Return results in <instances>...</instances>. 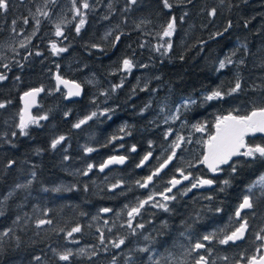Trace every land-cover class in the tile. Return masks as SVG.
Segmentation results:
<instances>
[{"label": "trees", "instance_id": "obj_1", "mask_svg": "<svg viewBox=\"0 0 264 264\" xmlns=\"http://www.w3.org/2000/svg\"><path fill=\"white\" fill-rule=\"evenodd\" d=\"M115 1L114 30L110 20L102 22L99 14H91L79 33L74 23L67 26L64 36L67 51L50 63L46 62V58L50 57L45 46L33 48L35 54L31 53L24 64H19L16 59L7 63L5 68L0 62V74L6 76V79L0 80V104L5 105L0 108V264H98L94 252L89 255L77 251L76 247L90 248L101 237L100 232H106L101 209H112L110 216L121 212L124 219L128 209L138 205L141 193L135 185L139 179L135 169L126 164L122 168L100 173L97 167L117 152L119 143H123L117 139L121 120L143 119L135 108L148 102L151 94L147 91L155 85L154 81L150 80L147 91H141L138 84L133 83L132 90L130 87L127 92L129 99L122 103L127 109L112 120L105 117L86 120L96 106L88 95V86L81 83L85 88L82 98L69 102L62 100L63 107L70 108V112L62 114L57 109L48 113L47 119L42 120L39 126L26 129L27 135H21L18 127L21 94L31 88L44 87V99L50 81L54 82L50 77L51 70H55L57 65L55 73L77 81L80 76L68 70L71 68L64 67L65 63L75 65L79 62L87 65L90 73L114 79L116 75H111V71L119 68L124 58L153 57L146 50L142 54L139 52L141 32L134 25H127L128 21L137 19L147 25L152 24L155 34L163 31L175 17V31L171 37L165 38L172 47L166 52V59L160 61L154 56L158 66L156 72L149 74H161L160 80L164 82L160 88L165 87L166 90L159 89L157 97L168 94L173 104L182 97L195 99L185 119L205 122L211 133L219 116L229 113L246 115L253 108L264 107V0H169L172 4L170 9L164 7L163 0H136L135 4L130 0ZM14 2H11L10 8L8 6L9 10L15 17L24 15L14 11ZM213 9L216 12L214 16L210 15ZM118 25L121 27L118 28ZM5 33L1 32L2 36ZM229 58L234 59L233 62L220 70L219 62ZM136 75L137 70L127 83H132ZM237 80L241 89L227 95ZM214 90L224 93L223 99L205 100ZM41 103L36 113L43 109ZM129 105L137 107L131 110ZM173 107L168 106V111ZM146 112L149 113V110ZM152 115L148 114L146 123L136 122L132 126V132L138 133L146 124V142L130 140L128 144L139 146L143 153L150 144V150L168 155L170 149L165 146L168 138H163V127L154 122L156 126L149 125L153 121ZM81 120H86V123L79 128L74 127ZM60 136H64L65 140L52 149V140ZM246 143L264 146V137L249 136ZM89 147L94 151L86 152ZM202 147L195 151L193 146L185 145L181 149L178 162L184 169L201 159ZM12 161L14 163L9 167ZM89 164L94 166L91 171H88ZM233 165L236 171L227 168L230 179L225 188L217 186L211 192H194L192 196L182 197L173 211L147 208L144 213L151 217L152 222L147 221L143 228L149 232L146 246L157 247L162 254L167 253L181 246L180 231H193L186 237L192 246L208 232L218 231V227L227 222L233 223V210L248 194L252 196L253 208L245 217L249 220L252 235L260 233L264 227V188L261 192L255 190L251 193L247 189L257 176L264 173V158L257 156L253 160L240 156L233 161ZM201 171L207 173L203 167ZM114 184L120 186L113 189ZM17 185L26 187L17 188ZM185 215L192 216V219ZM139 217L140 214L137 221ZM39 220H51L52 223L37 227ZM137 224L133 223V228H138ZM77 225L81 231L73 234V242L69 241L67 232ZM6 232L8 234L4 235ZM118 235L127 238L129 250L126 251L133 252L137 257L130 264H140L138 255L141 251L136 245L146 241L141 243V238L130 239L133 235L130 236L127 231ZM106 239L109 237L106 236ZM253 244L250 237L248 249ZM69 250L72 256L68 261H61L58 253ZM110 250L102 251L103 255L118 257L114 256L117 250Z\"/></svg>", "mask_w": 264, "mask_h": 264}, {"label": "rangeland", "instance_id": "obj_2", "mask_svg": "<svg viewBox=\"0 0 264 264\" xmlns=\"http://www.w3.org/2000/svg\"><path fill=\"white\" fill-rule=\"evenodd\" d=\"M11 2H14V11L18 10L24 15L15 17L12 10H9ZM87 2L89 3L90 7L88 9H83V0H75V4L73 3V0H8L9 8H7V10H0V18L4 17V19L7 20V24L2 27L0 26V32H6L0 38V62L2 63L3 67L7 63H11V61H15V59L19 60V64H24V62H22L21 60L23 58L27 59L31 53L35 54L32 49L36 48V46H45L44 49L47 50V54L50 57L46 58V62L48 63L62 54L60 53L59 55H53L51 44L56 43L58 47H64L67 49V47L64 45L66 28L73 23L76 27L79 23V20L81 19V17L77 16L75 13L76 8H80V11L84 15L86 22L89 15L99 14L100 21L104 22L110 20L114 30V28L116 27V23L114 22L116 1L87 0ZM44 13H47V15H44ZM25 19L27 20V23H25ZM116 19L118 20V18ZM37 21H39L38 24ZM130 24L134 25V27L139 32H141L142 37L141 39H139V52L143 53V50H146L147 52H149L148 54H153V56H155V58L159 59L160 61L164 60L163 58L166 57L165 49L167 48V43L169 41L167 42V40L165 39L167 37H163V39L161 38L163 31H159L153 34L154 30L152 24L147 25L142 21H137V19H135L133 22L128 21L127 25ZM57 25H60L63 31V35L59 37L55 35ZM119 27L121 26L118 25V28ZM110 35L113 34L110 33ZM152 37H158V39L153 40ZM161 45H164V47H160ZM157 48H159L160 50L157 51ZM147 56L149 59L146 58V56L142 55L128 58L131 59L135 65V67L130 72L124 71L123 62L119 68H113L111 71V75H116L114 79L112 77H107V79H104L97 73L92 74L90 73V70L87 69V65L81 64L79 62H77L75 65L73 63H65L64 67L71 68L68 70H72V72L80 76V80L78 81L88 86V95L95 106L98 108L94 109L95 111L93 112L96 113V116L92 117V119L95 117H105V119H109L113 114L117 116L119 110L122 109H118V111H115V113H113L112 109H114L116 106H122V103L125 102V99H129V96H127V92H129L130 87L132 90L133 83L138 84V88H140L141 91H147L149 83L151 82L150 80H157L158 84L154 83L155 85L147 91V94H151V97L148 98V102L144 106H147V108H145L148 110L149 106H151V109L156 112L155 115H152L151 119L153 120L152 122H154L156 125L163 127L161 128L163 138H168L167 142L165 143L166 148L168 150L170 149V152L173 151V142L176 141L178 137H183L184 141L181 142L180 148L183 149L185 145H188L190 143L194 147L195 151L200 149L201 146H204V141L209 136L208 125L205 122H190L189 120L183 118V115L195 104V99L190 97H182L176 102V104H173L172 97L170 98L168 94L163 95V97L161 98L157 97V91L159 89L165 91L166 88H160L164 85V82L162 83V81H160L161 74L158 73V75L155 74L154 76H151L149 74L152 72H156L155 68L158 65L156 64L154 57H149V55ZM230 59L232 63V60L234 59ZM221 61L225 62V67L228 64H231L228 63V59H222ZM57 66L55 70H51V79L54 76L55 71L57 70ZM135 70H137L135 80L132 83H127V79L134 73ZM148 70H150V72H148ZM52 80L54 81V78ZM49 85L50 88L47 89L46 97L44 99L42 98L43 100L41 101V106H43V109L39 111V113H36V110L34 112V117L37 118L38 123L30 124L29 126H39L42 120H44L39 119L40 117H48V113L55 112V110L57 109L61 111L60 113L62 114H66L71 111L70 108H64V105L62 104V100H65V91L59 88L56 85L55 81L53 83H51L50 81ZM124 86H126V88L123 89ZM155 97L157 98L155 99L156 102L154 103L153 99ZM138 99L140 100L141 97L139 96ZM184 101H194V103L189 102L185 104ZM168 106L174 107L172 109H169L168 111ZM101 113L104 114L101 115ZM91 114L89 113L88 117L91 116ZM156 115H158V117H156ZM125 123L126 122H123L122 125H125ZM194 125H200L204 127L205 130L203 132L196 131L193 127ZM260 177L258 178L257 182L260 180ZM255 182L249 186V188L252 189L251 192H254L255 190H259V192H261V188H257L256 186H254ZM257 185L260 184L257 183ZM115 215L116 216L113 218L114 223L111 226L105 228L106 230L113 232V234L109 235V240L113 239L112 236L114 237V233L124 232L125 230H127L125 226L130 219L128 215H124L126 216V218L123 219V214L121 212ZM106 235L107 234L102 235L103 242L108 241L106 239ZM72 237H68V240L73 242ZM119 240L120 239H118L117 241ZM78 242L79 241H77V243ZM93 246L90 248L89 246H77L76 248L79 252H84L91 255L90 253L94 252ZM137 246L138 244L136 245V248L140 251L141 249L145 248L144 245H142L140 249L139 246ZM147 249L148 251H145L144 253L143 251H141V253H139L138 255V261H140V264H154L156 258H158V254L151 251L153 250V248ZM96 254L97 253H95V255ZM114 256H120V259L122 260H120L119 263L115 261L111 264H130V262L137 258L133 252H125L122 250L114 252Z\"/></svg>", "mask_w": 264, "mask_h": 264}, {"label": "snow or ice", "instance_id": "obj_3", "mask_svg": "<svg viewBox=\"0 0 264 264\" xmlns=\"http://www.w3.org/2000/svg\"><path fill=\"white\" fill-rule=\"evenodd\" d=\"M132 4L136 3V0H130ZM73 3L75 4V0H73ZM163 5L165 8H171L172 4L169 3V0H163ZM90 7L89 3L87 0H83L82 3V8L83 9H88ZM8 8V0H0V10H7ZM75 13L77 16H80L81 19L79 20V23L76 26V32L79 33L81 28L84 26L86 23V20L84 18V15L81 13L80 8L75 9ZM215 9H213L210 13V15H215ZM44 15H47V13H44ZM182 19V18H181ZM15 23V22H14ZM25 23H27V20L25 19ZM39 21H37V24ZM175 26H176V20L175 17H173L168 23L167 26L164 28L163 33L161 38L163 37H171L175 31ZM230 26V25H229ZM227 29H225L226 31ZM56 36H62L63 31L60 27V25L56 26ZM119 37H117V40ZM23 46V45H22ZM143 46V45H142ZM160 47H164V45H161ZM172 47L171 42L167 43V48L165 49V53L170 50ZM51 50L53 55H59L60 53H63L67 51L66 48L64 47H58L56 43L51 44ZM160 49L157 48V51ZM40 53H37L39 55ZM228 63H231V59H228ZM243 63V61H241ZM5 68H7V65H4ZM135 67L133 61L131 59H124L123 60V69L126 72H130L133 68ZM225 67V62L221 61L219 68L223 69ZM6 79V76L3 74H0V80ZM56 80L59 83L63 84H68V81L63 80L59 75L56 76ZM241 89V83L239 80H237L234 88L231 89L227 95H232L235 92H238ZM42 91V89H34L31 92H26L24 94L25 97H31L32 100L34 101L35 96ZM69 96H78L80 95V86L79 85H74V90L70 89ZM224 93H222L219 90H214L211 92L210 95H207L205 97V100L207 101H212L216 99H223ZM194 101H184L185 104ZM5 107L4 104H0V108ZM30 107V104L26 102L25 104V110L20 116V122L18 124V127L20 129V134L21 135H27L26 129H28L30 124L38 123L37 118L30 116L28 113V108ZM104 113H101L103 115ZM96 116V113L93 112L91 116L87 117L86 120L92 119V117ZM39 119H47V116L40 117ZM86 120H81L79 123L75 124L74 127L79 128L82 124L86 123ZM196 131L203 132L205 129L204 127L200 125H194L193 126ZM215 127V132L214 134H211L207 141H205V146H206V151L203 155V159L200 161V163H203L204 165L207 166V168L212 172L216 173L218 171H221V165L229 164L230 161H232L233 157L237 156H244L251 158L255 160L258 157L264 158V146L261 145H254L250 146L249 144L246 143L245 137L254 134L256 132H262L264 133V107H258V108H253L248 114L246 115H233L232 113H229L226 116H220L217 117L216 123L214 125ZM124 129L122 128L121 131ZM13 136L16 135V133H12ZM183 137H178L176 141L173 142V151L172 153L167 157V159L164 160L163 163L159 165L155 169L154 172H152L151 175H148L143 183L137 181L139 186L141 188H147L150 183H152L153 178L155 176H158L161 171H163L168 165L171 163L173 158L176 156L175 149L179 148L181 146V142L183 141ZM65 140L64 136H60L51 142V148L56 149L58 145H60L63 141ZM122 147V145H121ZM86 152L90 153L94 151L93 148H86ZM131 151H136V147L133 145L131 148ZM152 156L151 152H148L140 161V163L137 165V167H141L145 164L146 161L150 159ZM67 159V157H65ZM127 157L126 156H112L110 157L107 161H105L103 164L100 165V171H103L105 168H107L109 165L112 164H124L126 161ZM14 163V161L9 162V167ZM94 166L92 164L88 165V171H91ZM177 171L180 172V175L182 176L183 180H189L191 177V173L185 174L183 170L177 169ZM232 171L235 172L236 168L233 166ZM87 175V172L84 173ZM33 176H35V173H33ZM30 183V182H29ZM171 187H168L166 189V192L170 193L172 192V189L175 188L177 185L182 183V180L176 179L173 177L169 182H168ZM229 181L225 180L224 184L227 185ZM264 188V176L260 177V180L257 182ZM214 184V181L212 179H203V178H196L195 182L191 184V187L187 189V191H191L193 188L197 187H204V186H211ZM119 184H114L112 185V188L115 189L119 187ZM255 186V185H254ZM253 186V187H254ZM17 188L21 187H26V185H17ZM46 190V189H45ZM251 188H249V192H251ZM55 191H59V189H55ZM184 194H187L186 192ZM163 197L164 201H170L174 200L176 197L175 196H169L166 195L165 193H160ZM211 199V197H209ZM154 200V195H149L147 199L145 200H140L138 205L135 207H131V209L127 212L128 217L130 218L127 226L128 228L133 230V233L135 232V228H133L132 224V218L135 216H138L141 212V209L145 207V205H148L150 202ZM127 207V205L125 206ZM152 207H159L163 211L167 212L169 211L168 205L166 203H152ZM253 208V202L252 198L249 195H245L243 198L242 203L239 205V207L236 210V217L240 218L241 217V212L244 209H251ZM112 209L110 208H102L101 212L108 213L111 212ZM2 214V213H0ZM51 220H39L37 222V227H40L44 224H51ZM136 227L138 228H143V224H137ZM248 228V221L244 219L240 224L239 227H237L234 231H232L230 234L225 235L223 238L219 239V243L222 245H226L229 242H236L238 240H242L245 236V232L247 231ZM63 231V230H61ZM81 231V227L79 225L72 227L70 231L67 232V237H72L74 233H79ZM264 231V229H262ZM8 233H4V235H7ZM183 235V233L181 234ZM215 234H210V235H205L203 236L202 240L203 241H211L214 238ZM145 239H148V237H145ZM256 239L264 241V235L257 234ZM101 242L103 243V236H101ZM125 241L124 239H120L118 242H113V246L116 248H119L122 244H124ZM206 245L201 242L197 241L195 242L190 251L188 252L189 255H191L193 252H198L200 249H204ZM264 247V245H262ZM55 251V250H54ZM83 251V250H81ZM141 251H148L147 248L141 249ZM59 259L61 261H68L69 258L72 256V252L69 250L64 253H58ZM37 260H39V257H36ZM194 264H208L207 259L205 258L204 255H199L198 258L194 260ZM248 264H264V256H260L259 259L256 257H252Z\"/></svg>", "mask_w": 264, "mask_h": 264}, {"label": "flooded vegetation", "instance_id": "obj_4", "mask_svg": "<svg viewBox=\"0 0 264 264\" xmlns=\"http://www.w3.org/2000/svg\"><path fill=\"white\" fill-rule=\"evenodd\" d=\"M5 24H7V20H5L4 17H1L0 18V26L2 27ZM1 37H2V34L0 32V38ZM134 55H136V54H134ZM26 61H27L26 58H24L22 60V62H26ZM157 82H158L157 80L154 81V83H157ZM42 95L40 97V102H41V99H42ZM156 98L157 97H155L153 99L154 103L156 102V100H155ZM39 106H40V104H39ZM126 107L127 106H124V107L123 106H116L114 109H112V111H113V113H115V111H118V109H122V110H119V113H118V114H122L123 113L122 111L127 109ZM128 107L130 109L132 108L131 110H134L133 108H135L137 106H128ZM145 107L147 108V106H140L139 108H135V110H137L139 112V113L137 112V114L139 116H143V119L127 120V121H125L126 122L125 125L124 124L122 125V123L124 121L121 120V122L119 124L120 125V130L117 129V132L119 133L117 139L119 141H122L123 143H119L120 145L117 148L118 149L117 152L115 154H113V155H122V156H126L127 157V162L124 165L128 164L131 168H133V169H135V171H137V174L139 175V179L137 181H139L141 183H143L144 179L148 175H151L152 172H154L155 169L157 167H159V165L161 163H163L164 160L167 159V157L172 153V151L171 152L169 151L170 154L168 152V155H162L161 152L158 151V150L157 151L150 150V144L149 145L147 144V147H146L147 151L145 153H143L142 152L143 149H141L137 145H134L136 147V151H134V152L131 151V148H132L133 145H129L128 144V142L130 140H134V141L136 140L139 143L140 142L144 143V142H146V137H147L146 136V131H145V130H147L146 124H145V127H142L141 129H139L138 133H133L132 132L133 131L132 126L136 122L137 123H144V122L146 123L145 118L148 116V114H154L155 115V113H156L155 111H153L151 109V106H149V113H147L146 111L148 109H146ZM154 107H156V106H154ZM185 114L183 115V118H185ZM225 115H227V114H224L223 116H225ZM234 115H237V114H234ZM114 117H115V114L111 115L109 119L112 120V119H114ZM215 123H214V125H215ZM149 125L151 127L156 126L153 122H151V124H149ZM214 125H213V131L211 133H210L211 130H209V136L211 134H213L214 131H215ZM122 128L124 129L123 131H121ZM143 131H144V133H143ZM208 137L205 139V141H207ZM205 141H204V143H205ZM121 145H122V147H121ZM187 146L191 148L192 144L189 143ZM204 148H205V144H204V146L202 147V150H201V153H202L201 159L196 160V162L193 163L192 166L187 167V169H184L182 164L178 162V156L182 152L181 151L182 148L179 147L177 150H175L176 156L173 158V160L168 165V167H166L163 171H161L158 176H155L153 178L152 183H150L147 188H141L139 186V184L137 183V181L135 182V185L138 186V188L140 189V193H141L139 201L147 199L149 195H154V200L152 202H150L148 205H145V207L143 209H141L139 221H137V216H136V219L132 218V224L133 223L143 224L144 225L143 228H145V225H146L147 221L152 222L151 217L144 213L147 208L163 211L159 207H152V203H156V202L166 203L168 205L169 211H173V209L175 210V208L178 207V200L180 198H182V197L192 196V194L194 192H208V191L211 192V190H213L217 186H223V188H225L227 186V185L224 184L225 180L228 181L230 179V176L227 175V173H226L227 172V168L230 167V170H232V167L234 166L233 165V161L235 159H237V158L232 159V161H230L229 164L222 165L221 166V171H218L215 174H211L210 171H208L205 168L203 163H200V161L203 159V155H204V151H205ZM148 152L152 153V156L150 157V159L148 161H146L143 166L137 167V165L140 163L141 159ZM113 155H111V156H113ZM124 165L121 166V167L116 166V167H113V168H122V167H124ZM202 167L207 172L206 174L203 173V171H201ZM113 168H110L107 171H109V170H111ZM177 169L183 170V172L186 175L191 173L190 179L189 180H183L182 176L180 175V172L177 171ZM260 176H264V173H262L259 176H257L256 179L253 181V183L255 181L257 182V180H258V178ZM173 177H175L176 179L182 180V183L177 185L175 188H173L172 192L168 193V192H166V189L168 187H171V185L168 182ZM196 178L212 179L216 183V185L213 188H211V189H198V187H197V188H193L191 191H187V189L191 187V184L193 182H195ZM256 182H255V186L257 188L263 189L262 186L257 185ZM247 191H248V193H251V192H249L248 189H247ZM185 192L187 194H184ZM160 193H165L166 195H169V196H175L176 198L174 200L164 201L163 197L161 195H159ZM250 197L252 198V196H250ZM242 201H243V199H242ZM242 201L238 202L236 208L233 210L234 214L232 212V217L234 219L233 223H228L227 222L226 225L219 226L218 227V231H210V232H208L206 235L215 234L214 238L211 241H203L202 239L199 240V241L203 242L206 245V247L204 249L198 250V252H193L191 255H189L188 252L190 251V249L192 247L191 246L192 243L189 242L190 240L187 239L186 237H189V235L193 234V231H180V234H178V237L182 238L181 246L176 248V249H173V250L171 249V251H169L167 253H163V254H162V250L161 249L159 250V248H157V247L153 248L152 246H146L147 239H145V237L149 234V232L145 231L143 228H142V230H141V228H135V232L133 233V230L128 228V226L126 225L125 227L127 228V230H125L124 232L127 231L130 234V236L133 235V237H131V239H133V240L135 238H141L142 239L141 243L146 241V243L142 244V245L145 246V248L146 247L147 248H153V250H151V251H153V253H157L158 254V258H156V261L154 262V264H194V260L196 258H198L199 255H204L205 258L208 261V264H248L249 260L252 257H256L257 258L263 252L264 247H262V245H264V241L256 239V236H257V234L264 235V231H261L260 233H257V234L254 233L252 235V231H251V227H250V224H249V220H248L247 217H245V214L248 211L250 212L252 209H246V210H244L241 213V217L240 218L236 217V215H235L236 210L239 207V205L242 203ZM220 210H222V209H220ZM169 211H167V212H169ZM163 212H165V211H163ZM110 214H111V212H109L107 214H103V216H105L102 219L103 220V228L111 226L114 223V219L113 218L116 215L110 216ZM185 216L187 218L189 217V218L192 219V216H189V215H185ZM229 216L227 218H229ZM220 218H226V216H220ZM244 219H246L248 221V228H247L245 237L242 240L236 241L234 243L233 242H229L226 245H222V244H220L218 242L219 239L223 238L225 235L230 234L237 227H239V224ZM221 222H225V221L221 220ZM229 226H232V228H230ZM224 228L226 230H230V231H225ZM263 229H264V227H263ZM261 230H262V228H261ZM119 233L121 234L123 232L114 233V237L112 236L113 239L112 238H111L112 240L107 239L108 240L107 242L101 243V237H100V238H98V240L95 243H93V245H94L93 246V251H94V253H97L96 255H94V257H95L96 261L98 262V264H111V263H113L115 261L117 263H119V261L122 260V259H120V256L110 258L109 255L108 256L103 255L102 251H109L110 247L112 248V250H110L112 252L114 250H117V251L122 250V251H125V252H129V251H126V249L129 250L127 248V246H126L127 245V243H126V239L127 238H125V237H123L121 235H118ZM182 233H183V235H181ZM100 234H101V236L107 234L106 235L107 238L108 237L110 238L109 235L113 234V232L109 231V230H106V232H100ZM116 235H118V236H116ZM119 237H121V238H119ZM250 237L253 238L254 244H253V246L250 249H248V241H249ZM118 239H124L125 243L122 244L119 248L116 249V247L113 246V242H118L117 241ZM260 241H261V243H260ZM251 242H252V240H251ZM142 245L139 246V249H140V247ZM156 250H157V252H156ZM158 250L161 251V252H159ZM144 252L145 251H143V253ZM226 252H230V253H228L229 255L224 256V257H219L220 254L226 253ZM246 252H248V253H246Z\"/></svg>", "mask_w": 264, "mask_h": 264}, {"label": "water", "instance_id": "obj_5", "mask_svg": "<svg viewBox=\"0 0 264 264\" xmlns=\"http://www.w3.org/2000/svg\"><path fill=\"white\" fill-rule=\"evenodd\" d=\"M57 75H59L63 80L68 81L69 83H68V84H63V83H59V84H58V82H57V80H56V76H57ZM53 78H54V81H55L56 85H57L59 88H61V89H63V90L65 91V100H66V101H74V100H78V99H80V98L83 97V95H84V93H85V88H84V86H83L80 82H78L77 80H74V79H71V78H68V77H64V76L60 75L58 72H56V73L54 74ZM74 85H79V86H80V95H78V96H69V95H68L69 90H70V89L74 90ZM34 89H42V91H40V92L35 96L34 101L32 100L31 97H25V96H24V94H25L26 92H31V91L34 90ZM44 92H45V89H44L43 87H35V88H31V89H29V90L23 92V93L21 94V96H20V103H21L20 116H21V114L24 112V110H25V104H26V102H27V103L30 104V107L28 108V113L30 114V116L34 117V112H35V110L39 107V104H40V97H41V95H42ZM227 115H228V114H227ZM233 115H234V114H233ZM225 116H226V115H225ZM214 132H215V131H214ZM213 134H214V133H213ZM249 136H262V137H264V133H262V132H256V133H254V134H250V135H248V136L245 137V141H246V138L249 137ZM204 149H205V151H206V146H205ZM205 151H204V153H205ZM113 156H122V155H113ZM110 157H112V156H110ZM110 157L106 158V159L104 160V162L107 161ZM238 157H240V156L233 157L232 159H235V158H238ZM104 162H103V163H104ZM126 162H127V159H126L125 163H126ZM103 163H102V164H103ZM125 163H124V164H125ZM124 164H112V165H109L107 168H105L103 171H100V165H101V164H100V165L97 167V169H98V171H99L100 173H105V172H106L108 169H110V168H113V167H116V166L121 167V166H123ZM203 165H204V164H203ZM204 166H205V168H206L208 171H210V170L207 168L206 165H204ZM221 166H222V165H221ZM210 173H211V174H215V173H212L211 171H210ZM215 185H216V183L214 182V184L211 185V186L198 187V189H211V188H213ZM244 210H246V209H244ZM244 210H242V212H243ZM242 212H241V213H242ZM108 213H109V212H108ZM102 214H107V213L102 212ZM245 234H246V232H245ZM244 237H245V236H244ZM238 241H239V240H238ZM260 256H264V249H263V252H262V254H261ZM260 256L257 257V259H259Z\"/></svg>", "mask_w": 264, "mask_h": 264}, {"label": "bare ground", "instance_id": "obj_6", "mask_svg": "<svg viewBox=\"0 0 264 264\" xmlns=\"http://www.w3.org/2000/svg\"><path fill=\"white\" fill-rule=\"evenodd\" d=\"M13 5V4H12ZM16 5V4H15ZM22 16V15H21ZM89 18V17H88ZM95 23V22H94ZM23 28V27H22ZM124 35V34H123ZM118 36V35H117ZM51 39V38H50ZM166 44V43H165ZM92 45V44H91ZM154 57V56H153ZM168 57V56H167ZM158 88V87H157ZM111 97V96H110ZM114 97V96H113ZM130 106V105H129ZM97 108V107H96ZM134 115V114H133ZM100 129V128H99ZM132 173V172H131ZM79 184V183H78ZM209 199V198H208ZM131 239V238H130ZM130 241V240H129ZM187 246V245H186ZM117 249V248H116Z\"/></svg>", "mask_w": 264, "mask_h": 264}]
</instances>
